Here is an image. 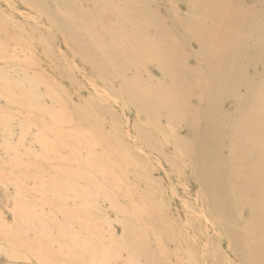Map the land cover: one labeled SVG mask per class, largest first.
Segmentation results:
<instances>
[{
	"label": "rangeland",
	"instance_id": "1",
	"mask_svg": "<svg viewBox=\"0 0 264 264\" xmlns=\"http://www.w3.org/2000/svg\"><path fill=\"white\" fill-rule=\"evenodd\" d=\"M146 39L151 50L149 42L144 46ZM126 56L132 61L127 63ZM209 60L226 77L223 86L214 81L212 91L200 87L202 79L210 78L204 71ZM235 60L238 67L231 65ZM261 83L264 0H0V264H264L263 214L244 210L250 196L236 201L230 194L232 182L224 179L229 187L223 179L214 184L204 177L219 161L222 176H227L235 164L228 158L237 146L234 138L262 130V125L240 126L247 109L233 107L256 90L262 91L263 101ZM248 86H253L249 95ZM234 87L237 92L231 96ZM198 90L206 91L202 97L214 95L210 107ZM142 98L154 105L155 115ZM136 102L147 105L144 109ZM207 109H213L217 130L223 133L211 135L219 137L215 154L202 158L203 150L192 141L184 151L189 154H181L174 135L186 138L185 123L201 128ZM253 114L264 124L259 107ZM172 122L182 129L177 131ZM157 124L165 130L158 131ZM213 144L210 137L207 146ZM213 196L218 198L215 209Z\"/></svg>",
	"mask_w": 264,
	"mask_h": 264
},
{
	"label": "bare ground",
	"instance_id": "2",
	"mask_svg": "<svg viewBox=\"0 0 264 264\" xmlns=\"http://www.w3.org/2000/svg\"><path fill=\"white\" fill-rule=\"evenodd\" d=\"M140 2H141V0H139ZM195 1V0H194ZM197 1V0H196ZM206 1V0H205ZM217 1V0H216ZM204 2V1H203ZM195 3V2H194ZM209 3V2H208ZM217 3V2H216ZM226 3V2H225ZM131 4V3H130ZM228 4V3H227ZM210 5V4H209ZM194 6H196V5H194ZM193 6V7H194ZM38 7V6H37ZM144 8H146V7H144ZM203 8V7H202ZM217 8V7H216ZM149 10V9H148ZM191 10V9H190ZM198 10V9H197ZM202 10V9H201ZM204 10V9H203ZM217 10V9H216ZM172 11V14H173V11L174 12H176V10L175 9H172L171 10ZM170 11V12H171ZM205 11V10H204ZM131 12V11H130ZM179 12V11H178ZM206 12V11H205ZM150 13H151V11H150ZM175 14V13H174ZM173 14V15H174ZM204 15V14H203ZM129 16V15H128ZM153 16V15H152ZM205 16V15H204ZM123 17V16H122ZM126 17V16H125ZM177 17V16H176ZM54 18V17H53ZM52 18V19H53ZM55 19V18H54ZM174 19H176V18H174ZM177 19H179V17L177 18ZM204 19V18H203ZM124 20V19H123ZM180 20V19H179ZM205 20V19H204ZM177 21V20H176ZM152 22H153V20H152ZM72 23V22H71ZM163 23V25H164V22H162ZM176 23V22H175ZM174 23V24H175ZM73 24V23H72ZM125 24V23H124ZM154 24V23H153ZM166 24V23H165ZM170 24V23H169ZM132 25V24H131ZM155 25V24H154ZM168 25V24H167ZM156 26V25H155ZM170 26V25H169ZM178 26V25H177ZM131 27V26H130ZM167 27V26H166ZM231 27V26H230ZM133 28V27H132ZM149 28V27H148ZM168 28V27H167ZM180 28H181V25H180ZM227 28L228 29H230L228 26H227ZM227 28H226V30H227ZM73 29V28H72ZM146 29V28H145ZM152 29V28H151ZM156 29H157V27H156ZM169 29H171L170 27H169ZM184 29V28H183ZM182 29V30H183ZM70 30H71V28H70ZM69 29H68V31H70ZM128 30V29H127ZM130 30V29H129ZM153 30H154V27H153ZM166 30H168V29H166ZM172 30V29H171ZM72 31V30H71ZM145 31V30H144ZM156 32H157V30H155ZM204 31V30H203ZM73 32V31H72ZM119 32V31H118ZM125 32V31H124ZM123 32V33H124ZM130 32V31H129ZM168 32V31H167ZM196 32H197V30H196ZM70 33V32H69ZM141 33V32H140ZM160 32H157V33H154V34H159ZM164 33V32H163ZM172 33V32H171ZM194 33H195V31H194ZM198 33V32H197ZM196 33V35H198ZM127 34V33H126ZM125 34V35H126ZM129 34V33H128ZM200 34V33H199ZM226 34V33H225ZM131 35H132V32H131ZM143 35V34H142ZM159 35H161V34H159ZM172 35H174V33H172ZM230 35V33H229V30H228V32H227V34L225 35V36H229ZM128 36V35H127ZM162 36H163V34H162ZM168 36H169V34L167 35V38H168ZM183 36V35H182ZM186 36V35H185ZM130 37H132V36H129L128 38L130 39ZM146 37V36H145ZM145 37H143L144 39H145ZM150 37V36H149ZM170 37V36H169ZM77 38V37H76ZM122 38V37H121ZM133 38V37H132ZM123 39H125V38H123ZM189 39V38H188ZM149 40H150V38H149ZM190 40V39H189ZM77 41V40H76ZM144 41V40H143ZM151 41V40H150ZM182 41V40H181ZM183 41H184V39H183ZM120 42H123V41H120ZM146 42V43H145ZM144 42V46H146L147 45V43L149 42V41H147V39H146V41ZM154 42V39L152 40V43ZM176 42V41H175ZM178 42H179V40H178ZM236 42V41H235ZM185 43V42H184ZM129 44V42H127V45ZM155 44V43H154ZM153 44V45H154ZM159 44V43H158ZM180 44V43H179ZM236 44V43H235ZM130 45V44H129ZM128 45V46H129ZM151 45V43L149 42V46ZM171 47H172V45L171 44H169ZM177 45V44H176ZM175 45V46H176ZM79 46V45H78ZM83 46V45H82ZM86 46H87V44H86ZM131 46V45H130ZM144 46H139V47H137V48H140L139 50H141L142 51V49H144L145 47ZM149 46H147L148 47V49H149ZM156 46H158V45H156ZM168 46V45H167ZM178 46H180V45H177L176 47H178ZM141 47H142V49H141ZM144 47V48H143ZM153 46L151 45L150 46V50H151V48H152ZM176 47H174V48H176ZM182 47V46H181ZM83 48H85V47H83ZM90 48H92L91 46H90ZM95 48V47H94ZM154 48H156L155 46H154ZM162 48V47H161ZM174 48H173V51H174ZM179 48V47H178ZM182 48H185V47H182ZM107 49H109V48H107ZM120 49V48H119ZM132 49V48H131ZM146 49V48H145ZM167 50H171V49H168V47L166 48ZM180 49V48H179ZM92 50H94V49H92ZM134 50V48L132 49V51ZM138 50V49H137ZM154 50V49H153ZM156 50V49H155ZM158 51L160 50L161 51V49H159V47H158V49H157ZM165 50V49H164ZM176 50V49H175ZM95 51V50H94ZM100 51V50H99ZM126 51V50H125ZM172 51V50H171ZM171 51H169V52H167V53H169V56L171 55ZM177 51H179V50H177ZM176 51V52H177ZM186 51V50H185ZM188 51V50H187ZM219 51H221V50H219ZM128 52V51H127ZM148 52H149V50H148ZM218 52V51H217ZM120 53V52H119ZM122 53V52H121ZM136 53V52H135ZM138 53V52H137ZM166 53V52H165ZM167 53L165 54V55H167ZM175 53V52H174ZM187 53V52H186ZM222 53V52H221ZM105 55H106V53H104ZM129 54V53H128ZM131 54H133V52L131 53ZM163 54V53H162ZM173 54V53H172ZM177 54V53H176ZM179 54V53H178ZM93 55V54H92ZM104 55V56H105ZM107 55H108V52H107ZM141 55H143V54H140V57H138V58H142L141 57ZM164 55V54H163ZM182 55H184V54H182ZM117 56H119V55H117ZM130 56H132V55H130ZM136 56V55H135ZM168 56V57H169ZM177 56H180V54L179 55H177ZM94 57V56H93ZM97 57V56H96ZM99 57H100V55H99ZM109 57H110V55H109ZM109 57H108V60H110L109 59ZM116 57V56H115ZM168 57H163V58H165L164 60H166V58H168ZM87 58V57H86ZM98 58V57H97ZM103 58H105V59H107L106 57H103ZM121 58H123L122 57V54H121ZM126 58H127V56H126ZM129 58V57H128ZM126 59V60H128L127 61V63L129 62V60L130 59H132V58H129V59ZM170 58H172V55L170 56ZM178 58V57H177ZM90 59V58H89ZM101 59V58H100ZM169 59V58H168ZM82 60V59H81ZM92 60V59H91ZM98 60V59H97ZM104 60V59H103ZM107 60V61H108ZM117 60V59H116ZM120 60H122V59H120ZM125 59H123L122 61H124ZM133 60H134V58H133ZM171 60H173V59H171ZM183 60V59H182ZM181 60V58H180V60H177V61H179L180 62V64H181V62L183 63V61ZM99 61V60H98ZM112 61H113V57H112ZM130 61H132V60H130ZM175 61V60H174ZM176 61V62H177ZM197 61H199V60H197ZM195 62L196 63V66L198 65V66H200L199 64L200 63H198V62ZM237 61L238 60H235V62H232L231 63V65H232V67L234 66V67H238V65H237ZM88 62V61H87ZM100 62V61H99ZM109 63H108V65H110L111 66V61H108ZM200 62V61H199ZM226 62H229V61H226ZM103 63H106L105 62V60L103 61ZM113 63V62H112ZM114 63H115V60H114ZM124 63H126L125 61H124ZM168 63V62H167ZM171 62H169V64H170ZM102 64V63H101ZM121 64V63H120ZM175 64V68H176V63H174ZM177 64H179V63H177ZM228 64V63H227ZM107 65V66H108ZM118 66H119V63L117 64ZM122 65V64H121ZM120 65V66H121ZM126 65V64H125ZM130 65V64H129ZM220 65V64H219ZM99 66H100V64H99ZM106 66V65H105ZM107 66H106V69H107ZM115 66V65H114ZM123 66V65H122ZM127 66V65H126ZM164 66V65H163ZM162 66V67H163ZM171 66V65H170ZM172 66H174V65H172ZM182 67H184L183 65H181ZM217 66V63L216 62H214L213 60H209V61H207V63H206V67H205V69H204V71L207 73V76L208 77H210L209 79H207V80H204V79H202V83H201V86L200 87H202V89L204 88L206 91L207 90H213L214 89V81L217 83V85H219V86H223L224 85V81H225V79H226V77H222L221 75H220V73L218 72V71H216V67ZM220 66H222V67H224L225 66V63L224 62H222L221 63V65ZM101 67V66H100ZM128 67V66H127ZM165 67V66H164ZM186 67V66H185ZM102 68H103V66H102ZM110 68V67H109ZM116 68H117V66H116ZM166 68V67H165ZM105 69V70H106ZM112 69V68H111ZM113 69L115 70V67H113ZM118 69V68H117ZM122 69V68H121ZM128 69H130L129 67H128ZM167 69H168V67H167ZM172 69V68H171ZM179 69V68H178ZM185 69V68H184ZM183 69V70H184ZM187 69V68H186ZM102 70V69H101ZM105 70H102L104 73H105ZM114 70H112V72L114 71ZM169 70V72L171 71L170 69H168ZM167 70V71H168ZM175 70H177V69H175ZM180 70V69H179ZM183 70H182V72L181 71H178L177 70V73L179 72H181V73H183ZM188 70H189V68H188ZM100 71V70H99ZM107 72V74L109 73V71L108 70H106ZM115 72V71H114ZM113 72V73H114ZM118 72V71H117ZM116 72V73H117ZM119 72H121V71H119ZM168 72V73H169ZM186 72H187V70H186ZM186 72H185V74H186ZM93 73H95V72H93ZM100 73H101V71H100ZM167 73V74H168ZM170 73H173L174 74V71L173 72H170ZM189 72H187V74H188ZM164 74H165V72H164ZM173 74H169L168 75V77L171 75L172 77L171 78H173V76H176V75H178V74H176V71H175V74L176 75H173ZM102 75H105V74H103L102 73ZM113 75V74H112ZM180 75V77H178L179 78V80H181V77H182V75L181 74H179ZM187 76V75H186ZM186 76H184V77H186ZM235 76V75H234ZM177 77V76H176ZM229 77L230 78H232V75H230L229 74ZM255 77V76H254ZM100 78H102V77H100ZM99 78V79H100ZM171 78H170V80H171ZM98 79V78H97ZM98 79V81H100L101 82V80H103V78L102 79H100L99 80ZM174 79V78H173ZM172 79V80H173ZM176 79V78H175ZM174 79V80H175ZM107 78H106V82H107ZM173 80V81H174ZM184 80V79H183ZM105 81V80H104ZM235 81V83H236V81L237 80H234ZM176 82H178L177 80H176ZM182 82V81H181ZM180 82V83H181ZM105 84V83H104ZM107 84V83H106ZM122 85H123V83H121ZM125 84H127V82L125 83ZM262 84V83H261ZM128 85V84H127ZM190 85V84H189ZM197 85H198V83H197ZM264 84H262V85H260V88L262 89V86H263ZM111 86V85H110ZM129 86V85H128ZM130 86H132V84L130 85ZM129 86V87H130ZM135 86V85H134ZM133 86V87H134ZM137 86V85H136ZM122 87V86H121ZM124 87V86H123ZM122 87V88H123ZM132 87V88H133ZM178 88H179V92H181V86H177ZM177 87H176V90H177ZM186 87V86H185ZM213 87V88H212ZM253 87V86H252ZM252 87H249L248 86V88H247V90H246V94H248L249 92H250V90L252 89ZM107 88V87H106ZM111 88H112V86H111ZM127 88V87H126ZM131 88V89H132ZM136 90H137V88L136 87H134ZM219 88V87H218ZM263 88H264V86H263ZM128 89V88H127ZM183 89V88H182ZM228 89V88H227ZM108 90H109V88H108ZM120 91H121V89H119ZM125 90V89H124ZM130 90V89H129ZM190 90V89H189ZM188 90V91H189ZM195 90H197L196 88H195ZM200 91H201V89H199ZM198 90V91H199ZM253 90H254V88H253ZM126 91V90H125ZM128 91V90H127ZM131 91V90H130ZM199 91V92H200ZM206 91H204V92H206ZM101 92V91H100ZM113 92H115V91H113ZM118 92V91H117ZM133 93L135 92V90L134 91H132ZM178 92V93H179ZM193 92H194V90H193ZM204 92H202V94H201V92H200V94L198 95V96H200V99H202L203 98V101L202 100H200V101H202L203 103H204V106L205 107H210V104L212 103L211 101H212V96L214 97V95H212V93H209L207 96H209V98H207V96H205V97H202L201 95H204L203 93ZM230 95L231 96H233L237 91L235 90V87H234V89L231 91L230 90ZM234 92V93H233ZM261 92L262 91H259L258 92V90H256V92H251L252 93V95H249V96H246V98H242V101L239 103V105H233V107H234V110L235 111H239L240 109L242 110L241 112H243V110H246L247 109V111L246 112H243V114L245 113V116L243 117V121H241L240 120V122H241V124H240V126H242V125H247L248 127L249 126H251L252 124H254V126H258V125H262V130H250L249 131V135H248V131H246L247 132V137L245 136L244 138L242 137H240V135H239V137L237 138L236 137V140H235V138H234V140H233V142L234 143H236L235 145H237L236 146V149L234 150V151H232V152H230V155H229V157L228 158H230L231 160H233L234 162H235V164H234V166L232 167V169H231V167H230V170L228 171V168H226L225 169V171L227 170L228 172L227 173H225L227 176H222L223 175V173L221 172V167H222V165H220V161L218 162V164L216 165V166H211V170H209V169H207V172L205 173V170L203 171V173H205V175H204V177H205V182H207L208 183V181H210V182H212V183H214V184H218V183H222L221 181H222V179L224 180V179H226L227 181H229L230 183H231V185L233 184L234 185V187L232 188V189H230V194L231 195H233V197H234V199L236 200V201H243V196H250V199L246 202V204L245 205H243V206H245L244 207V210H246V211H248V213L251 215V214H254L255 212L257 213L258 211H260L261 212V216H262V214H263V216H264V205H263V201H264V124L263 123H261L260 121H261V119L260 120H258L257 122H256V119H254V117H253V112L254 111H257V109H258V107H259V109L261 110V112L263 111V113H264V99H263V101H261V99L262 98H260L261 97ZM119 93V92H118ZM120 93H122L123 94V92H120ZM119 93V94H120ZM126 93H129V92H126ZM172 93H175L174 91L172 92ZM183 93V91L181 92V94ZM190 93V92H189ZM229 93V92H228ZM132 94V93H131ZM140 94V93H139ZM184 94H186L187 95V92L186 93H184ZM183 94V95H184ZM118 95V94H117ZM116 95V96H117ZM130 95V94H129ZM133 95H135L136 97H138V94L137 93H135V94H133ZM143 95V94H142ZM180 95V94H179ZM183 95H181V96H183ZM103 96H105V95H103ZM118 96H121V94L120 95H118ZM124 96V95H123ZM164 96H165V94H164ZM175 96H177V94L175 93ZM192 96V95H191ZM191 96H189L188 97V99L191 97ZM218 96V95H217ZM263 96V95H262ZM128 97V99H127V101L130 99L129 97L130 96H127ZM132 97H134V96H132ZM140 97V96H139ZM144 97H145V95H144ZM157 97V96H156ZM166 97H167V95H166ZM180 97V96H179ZM221 97V96H220ZM264 97V96H263ZM162 98V97H161ZM168 98V97H167ZM181 98V97H180ZM179 98V99H180ZM125 99H126V97H125ZM139 99V98H138ZM148 99V98H147ZM151 99V97L148 99V100H150ZM160 99V98H159ZM184 100L186 99V98H183ZM223 98H221L220 100H222ZM137 100V99H136ZM142 101H143V98L141 99ZM148 100H144L145 102H147ZM170 101H171V99H169ZM190 100V99H189ZM188 100V101H189ZM137 101H140V99L139 100H137ZM144 101L142 102V103H144ZM153 101V102H152ZM152 103H154L155 101H154V99H152ZM162 101H164L165 102V98L164 99H162ZM167 101H168V99H167ZM177 101V100H176ZM188 101H186V102H188ZM128 102H130V103H132L130 100L128 101ZM127 102V103H128ZM134 103H135V101H133ZM149 103H150V101H148ZM147 102V103H148ZM160 102V101H159ZM174 102V101H173ZM172 102V103H173ZM182 102V104H183V102L184 101H181ZM211 102V103H210ZM140 103V102H139ZM138 103V104H139ZM142 103H140V106H141V104ZM179 103V102H178ZM178 103H176V104H178ZM185 103V102H184ZM203 103H200V105L201 104H203ZM102 104V103H101ZM154 104H156V103H154ZM159 104V103H158ZM189 104V103H188ZM136 105H137V102H136ZM143 105V104H142ZM145 106L147 105V104H144ZM143 105V106H144ZM161 105L163 106V104H162V102H161ZM165 105H167L166 103H165ZM170 105V104H169ZM168 105V107L167 108H169L170 106ZM208 105V106H207ZM131 106V105H130ZM132 106L134 107V104H132ZM131 106V107H132ZM138 106V105H137ZM136 106V107H137ZM140 106H138V107H140ZM145 106L143 107L144 109H145ZM149 107H148V109L149 108H152L151 106H153L154 107V105L153 104H151L150 103V105H148ZM157 106V105H156ZM155 106V107H156ZM173 106H174V104H173ZM185 106V105H184ZM188 106V105H187ZM138 107H137V109H138ZM142 107V106H141ZM180 108V106H179V104H178V106H177V108ZM99 108V107H98ZM185 108H186V106H185ZM246 108V109H245ZM253 108H254V110H253ZM134 110H137V109H135V107L133 108ZM143 109V110H144ZM162 110H163V108H161ZM187 109V108H186ZM190 109H192V108H190ZM189 109V110H190ZM199 109H200V106H199ZM140 110V109H139ZM153 110V108L152 109H150V111H152ZM164 110H166V108L164 107ZM170 110V109H169ZM173 109H171V111H172ZM179 109H176V111H178ZM207 110H209L210 112H203V116H204V123H203V125L201 126V128H200V126H199V128L201 129V130H199V128H198V130H196V129H193L194 127L192 126L193 124H188V121H187V124L188 125H186V123H185V131H186V135H185V137L186 138H184L183 136H178V135H174V137H175V144H176V146H177V149L178 150H180L181 152V154H189V152L187 151V152H184L187 148L186 147H188V144L192 141V143L194 144V146H196L197 148H198V150H200V149H202L203 150V157L202 158H204V159H207L208 157H211L213 154H215V152H216V146H215V144L217 143V141H218V139H219V137H218V134L219 135H221V133H220V131L219 130H217V123H216V121H218L217 120V118L215 119V117H214V115H213V112H212V110L213 109H207ZM148 111V110H147ZM154 111V110H153ZM152 111V112H153ZM180 111V110H179ZM182 111V110H181ZM136 112H138V111H136ZM151 112V113H152ZM163 112V111H162ZM166 112V116L168 115L167 114V110L165 111ZM169 112V111H168ZM187 112V111H186ZM192 112H195L194 110H192ZM154 113V115H155V111L153 112ZM176 113V112H175ZM179 113V112H178ZM181 113H184V111L183 112H181ZM188 113V112H187ZM100 114V113H99ZM143 114H146V113H143ZM164 114V113H163ZM172 114V113H171ZM174 114V113H173ZM92 115V114H91ZM101 115V114H100ZM157 115H158V112H157ZM170 115V114H169ZM189 116H190V114H188ZM187 115V116H188ZM196 115V114H195ZM199 115L200 114H197V116L199 117ZM227 115V114H226ZM231 115V114H230ZM260 115V114H259ZM262 115V114H261ZM151 116H152V114H151ZM159 116V115H158ZM158 116H155V117H158ZM162 116V115H161ZM175 116V115H174ZM177 116V115H176ZM193 116V115H192ZM160 117V116H159ZM168 117V116H167ZM263 117H264V115H263ZM100 118V117H99ZM161 118H163V117H161ZM164 118H165V116H164ZM163 118V119H164ZM192 118V117H191ZM193 118H195V117H193ZM192 118V119H193ZM201 118V117H200ZM257 118V117H256ZM158 119H160V118H158ZM166 119V118H165ZM196 119V118H195ZM94 120V119H93ZM168 120V119H167ZM173 120H174V117H173ZM189 120H191V119H189ZM226 120V119H225ZM253 120H255V121H253ZM170 121V120H169ZM219 121H221L220 119H219ZM134 122H136V121H134ZM173 122H176V120H174ZM172 122V123H173ZM183 122V121H182ZM186 122V121H185ZM190 122V121H189ZM191 122H192V120H191ZM193 122L196 124V128L198 127L197 125L199 124H197L196 122H195V120H193ZM222 122V121H221ZM238 122V121H237ZM166 123H168V121L166 122ZM239 123V122H238ZM133 124V123H132ZM138 124V123H137ZM147 124V123H146ZM174 124V123H173ZM179 123H177V125L176 124H174V125H176V126H174V127H177V131H179V129L181 128L182 129V126H179L178 125ZM143 125V124H142ZM142 125H140L139 124V126L141 127ZM162 125H164V124H162ZM100 126V125H99ZM132 126H135L134 124L133 125H131V128H132ZM139 126H138V128H139ZM166 126V125H165ZM143 127V126H142ZM163 127V126H162ZM162 127H161V124H157V126H156V128L158 129V131H164L165 130V128H164V130H162ZM167 127V126H166ZM236 128L238 127V125H236L235 126ZM235 128V129H236ZM242 128V127H241ZM240 128V129H241ZM244 128V127H243ZM253 128V127H252ZM120 129H122V128H120ZM134 129V128H133ZM137 129V128H136ZM141 129V128H140ZM140 129H137L138 131H140V133L142 132ZM152 129V128H151ZM161 129V130H160ZM248 129V128H247ZM256 129V128H255ZM143 130H144V128H143ZM169 130V129H168ZM153 131V130H152ZM173 131H175V130H173ZM214 131H219L218 132V134H217V136L215 137V138H212V134L214 133ZM234 131V130H233ZM232 130H231V134L232 133H234ZM239 131H241V130H239ZM243 131H245V130H242L241 132H243ZM256 131V132H255ZM146 132H148L147 130H146ZM167 133H169L168 131H166ZM225 132V131H224ZM235 132H237L236 130H235ZM256 133V137L255 138H252V136H253V133ZM134 133H136V136H137V134H139V132H134ZM143 133V132H142ZM238 133V132H237ZM245 133V132H244ZM145 134H147V133H145ZM216 134V133H215ZM223 134V133H222ZM243 134V133H242ZM148 135H150L149 134V132H148ZM235 135H236V133H235ZM238 135V134H237ZM129 136V135H128ZM134 136V135H133ZM141 136V135H140ZM144 137L146 136V135H143ZM222 136V135H221ZM242 136H244V135H242ZM211 137V139H212V141H213V145H211V146H209L210 148H213L212 149V151H210V148H208V146H207V142H208V140H209V138ZM148 138V137H147ZM147 138H146V142H147ZM143 139V137L141 138V140ZM233 139V138H232ZM139 140H140V138H139ZM140 140V141H141ZM143 140H145V139H143ZM149 140V139H148ZM149 141H151V140H149ZM231 141V140H230ZM232 142V143H233ZM151 143H152V141H151ZM150 143V144H151ZM143 145L145 144V145H147L146 143H142ZM141 144V145H142ZM149 144V145H150ZM152 144H154V143H152ZM192 144V145H193ZM218 144H219V142H218ZM118 145V144H117ZM190 145V144H189ZM233 145V144H232ZM154 146V145H153ZM120 147V146H119ZM158 147V146H157ZM221 147H222V145H221ZM115 148V147H114ZM135 148V147H134ZM145 148H146V146H145ZM149 148V147H148ZM160 148V147H159ZM162 148V147H161ZM186 148V149H185ZM193 148V147H192ZM191 148V149H192ZM233 148V147H232ZM117 149H118V146H117ZM131 149V148H130ZM129 149V150H130ZM190 149V150H191ZM227 149V148H226ZM133 150V149H132ZM147 150V149H146ZM151 150V149H150ZM157 150V149H156ZM162 151V149H159V151ZM257 151L258 153H257V156H255L254 155V153H256V152H254V151ZM115 151V150H114ZM131 151V150H130ZM153 151H154V147H153ZM231 151V150H230ZM244 151H245V153H244ZM252 151L254 152V153H252ZM155 152V151H154ZM163 152H164V150H163ZM162 152V153H163ZM131 153V152H130ZM153 153V152H152ZM191 153V152H190ZM193 153V152H192ZM196 153H197V151H196ZM155 154V153H154ZM161 154V153H160ZM159 154V152H158V155H160ZM173 154H174V152H173ZM177 154V153H176ZM195 154V153H194ZM198 154V153H197ZM196 154V155H197ZM132 155H134L133 154V151H132ZM136 156H138V157H140L138 154H135ZM175 155V154H174ZM191 155V154H190ZM189 155V156H190ZM199 155V154H198ZM162 156H164L163 154H161L160 155V157H162ZM132 157H134V156H132ZM142 157V156H141ZM140 157V158H141ZM159 157V158H160ZM186 157H187V155H186ZM191 158H192V156H190ZM196 157V156H195ZM198 157V156H197ZM123 158H125V157H123ZM139 158V159H140ZM173 158V157H172ZM135 159V158H134ZM143 159V158H142ZM145 159V158H144ZM163 159H164V161L166 162V164L168 163L166 160H165V158L163 157ZM167 159V158H166ZM197 159V158H196ZM225 159V158H224ZM125 160V159H124ZM146 160V159H145ZM174 160V159H173ZM194 160V159H193ZM203 160V159H202ZM142 161V160H141ZM169 161H171V160H169ZM191 161V160H190ZM224 161V160H223ZM227 161V160H226ZM229 162H230V160H228ZM139 162V161H138ZM146 163H147V161H145ZM145 162H143V163H145ZM172 162H174V161H171V163ZM193 162H195V161H193ZM197 162H198V160H197ZM196 162V163H197ZM232 162V161H231ZM164 163V162H163ZM176 163V162H175ZM202 163V162H201ZM157 164V163H156ZM169 164V163H168ZM167 164V165H168ZM230 164V163H229ZM150 165H151V162H150ZM174 165V164H173ZM170 166V165H169ZM179 166V165H178ZM194 166V165H193ZM197 166H198V163H197ZM232 166V165H231ZM242 166V167H241ZM154 167V166H153ZM172 167V166H171ZM176 167V166H175ZM195 168H196V166H194ZM129 168H130V166H129ZM133 168V167H132ZM137 168V167H136ZM156 168V167H155ZM180 168V171H181V167H179ZM201 168V167H200ZM210 168V167H209ZM131 169V168H130ZM151 169V168H150ZM170 169V168H169ZM197 169V168H196ZM217 169V170H216ZM223 169V168H222ZM155 170V169H154ZM179 170V169H178ZM149 171V170H148ZM199 171H201V170H199ZM218 171L220 172V173H218ZM134 172V171H133ZM147 172V171H146ZM150 172V171H149ZM177 172V171H176ZM202 172V171H201ZM201 172H199V173H201ZM152 172H150V174H151ZM172 173V172H171ZM182 172H180V174H181ZM222 173V174H221ZM149 174V175H150ZM148 175V174H147ZM199 176H201L202 177V175H199ZM198 176V177H199ZM138 178V177H137ZM194 178V177H193ZM232 178H234L233 180H232ZM151 179V178H150ZM196 179V178H195ZM134 180H135V178H134ZM139 180H141L140 178H139ZM197 180V179H196ZM226 180H224V183H225V181ZM138 181V180H137ZM146 181V180H145ZM155 181V180H154ZM158 181V180H157ZM168 181V180H167ZM204 181V180H203ZM156 182V181H155ZM196 182V181H195ZM197 182H199V180H197ZM196 182V183H197ZM200 182H202V178H200ZM204 182V183H205ZM135 183V182H134ZM157 183V182H156ZM203 183V182H202ZM223 183V184H224ZM132 184V183H131ZM159 184V183H158ZM225 184H227V183H225ZM133 185V184H132ZM149 185V184H148ZM152 185V184H151ZM170 185V184H169ZM199 185V184H198ZM208 185V184H207ZM228 185V184H227ZM226 185V186H227ZM230 185V184H229ZM228 185V186H229ZM138 186V184L136 185V187ZM202 186H204V185H202ZM225 186V188H224V190H223V192L225 193L226 192V188H228V186L226 187ZM157 187V186H156ZM201 187V186H200ZM230 187V186H229ZM160 188V187H159ZM158 188V189H159ZM163 188V187H162ZM169 188V187H168ZM226 189V190H225ZM134 190H136L135 188H134ZM140 190H141V188H140ZM139 190V191H140ZM164 190V189H163ZM204 190V189H203ZM207 190V189H206ZM142 191H144V190H142ZM159 191V190H158ZM170 191V190H169ZM171 192V191H170ZM202 192V191H201ZM135 193H136V191H135ZM154 193H155V191H154ZM185 193V192H184ZM171 194H172V192H171ZM174 194V193H173ZM173 194H172V196H173ZM186 194V193H185ZM170 195V194H169ZM205 195H206V193H205ZM159 196V195H158ZM142 197V196H141ZM174 197H176V196H174ZM172 198V197H171ZM170 198V199H171ZM158 199V198H157ZM169 199V200H170ZM185 199V198H184ZM206 199H207V197H206ZM210 199H211V201H210V204H211V207L213 208V209H215V204H216V200H218V198H216V197H210ZM145 201V200H144ZM158 201H159V199H158ZM205 201V200H204ZM208 201V202H209ZM170 202V201H169ZM180 202V201H179ZM185 202V201H184ZM167 203V202H166ZM202 203V202H201ZM218 203V202H217ZM150 204H151V202H150ZM179 204V203H178ZM185 204V203H184ZM167 205V204H166ZM207 205H208V203H207ZM263 205V206H262ZM153 206V205H152ZM169 206V205H168ZM182 206V205H181ZM156 207V206H155ZM154 207V208H155ZM163 207H165V205L163 206ZM162 207V208H163ZM184 207V206H183ZM187 207V206H186ZM166 208V207H165ZM180 208V207H179ZM187 208H190L191 209V207H187ZM167 209H169V208H167ZM207 209V208H206ZM152 210V209H151ZM164 210V209H163ZM168 211V210H167ZM194 212V211H193ZM208 212V211H207ZM186 213V212H185ZM187 213H188V211H187ZM193 214V213H192ZM197 214V213H196ZM259 214V213H258ZM198 215V214H197ZM257 215V214H256ZM260 215V214H259ZM155 216V215H154ZM153 216V217H154ZM185 216H186V214H185ZM189 216H191V215H189ZM194 216V215H193ZM154 218H156V216L154 217ZM256 218V217H255ZM261 218V217H260ZM164 219V218H163ZM169 219V218H168ZM249 219V218H248ZM259 219V218H258ZM263 221H264V219L263 218H261ZM154 220V219H153ZM152 220V221H153ZM170 220V219H169ZM168 220V221H169ZM174 220V219H173ZM192 220V219H191ZM197 220V219H196ZM195 220V221H196ZM256 220V219H255ZM146 221V220H145ZM155 222L157 221L156 219L154 220ZM251 221H252V218H251ZM251 221L249 220L248 221V223L249 224H251ZM257 221V220H256ZM147 222V221H146ZM158 222V221H157ZM172 222V221H171ZM171 222H169V223H171ZM188 222H189V220H188ZM191 222V221H190ZM233 222H235V220H233ZM191 223H193V222H191ZM253 223H255V222H253ZM157 224V223H156ZM167 224V223H166ZM256 224V223H255ZM155 225V224H154ZM168 225V224H167ZM170 225V224H169ZM245 225H247V224H245ZM254 225V224H253ZM252 225V226H253ZM155 226H157V225H155ZM174 226H175V224H174ZM258 227V226H257ZM167 228H168V226H167ZM151 229V228H150ZM158 229V228H157ZM159 229H161V228H159ZM164 230H167L166 228L164 229ZM175 230H176V226H175ZM158 231V230H157ZM171 231H172V227H171ZM140 232H141V230H140ZM162 232V231H161ZM150 233V232H149ZM163 233V232H162ZM151 234H152V230H151ZM156 234V233H155ZM166 234H167V232H166ZM149 235V234H148ZM149 236H151V235H149ZM148 236V237H149ZM157 236V235H156ZM163 236H165V233L163 234ZM168 236V235H167ZM171 236H172V232H171ZM173 236H175V235H173ZM179 236V235H178ZM150 238V237H149ZM174 238H176V236L174 237ZM156 239H157V237H156ZM154 242V241H153ZM155 244V243H154ZM155 246H156V244H155ZM160 246H158V248H159ZM234 249H235V252L236 253H239L238 251H237V249L234 247ZM156 253H158V252H156ZM162 253H164V252H162ZM257 259V258H256ZM254 260V259H253ZM259 262V264H261L260 262H261V260L260 261H258ZM185 263H187V262H185Z\"/></svg>",
	"mask_w": 264,
	"mask_h": 264
}]
</instances>
